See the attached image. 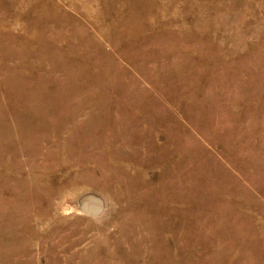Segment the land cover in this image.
Returning <instances> with one entry per match:
<instances>
[{
	"label": "rangeland",
	"instance_id": "1",
	"mask_svg": "<svg viewBox=\"0 0 264 264\" xmlns=\"http://www.w3.org/2000/svg\"><path fill=\"white\" fill-rule=\"evenodd\" d=\"M0 264H264V0H0Z\"/></svg>",
	"mask_w": 264,
	"mask_h": 264
}]
</instances>
